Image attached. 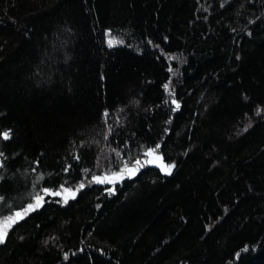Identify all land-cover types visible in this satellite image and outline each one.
<instances>
[{"label": "trees", "instance_id": "obj_1", "mask_svg": "<svg viewBox=\"0 0 264 264\" xmlns=\"http://www.w3.org/2000/svg\"><path fill=\"white\" fill-rule=\"evenodd\" d=\"M3 132L0 264H264V0H0Z\"/></svg>", "mask_w": 264, "mask_h": 264}, {"label": "snow or ice", "instance_id": "obj_2", "mask_svg": "<svg viewBox=\"0 0 264 264\" xmlns=\"http://www.w3.org/2000/svg\"><path fill=\"white\" fill-rule=\"evenodd\" d=\"M111 46V45H110ZM165 89L169 88V85H165L164 86ZM173 103L176 104V109H179L180 105L178 103H176L175 100H173ZM259 114V111H258ZM107 115V114H105ZM247 130V129H245ZM0 136H2L3 139L7 140L10 138V133L9 132H3L0 133ZM159 148V145H157V149ZM156 154V149H150L147 152L144 153L145 156H154ZM0 155H2V153H0ZM159 160H162L161 157H156ZM147 163H151L152 161H146ZM136 165H141V161L137 160L136 161ZM136 165H134L133 167H129L127 164H125L124 169H122L120 172L117 173H113L111 176H104V177H100V176H96L93 177V179L98 182V183H112L114 180L117 179H122L124 176V172H128L129 175L135 174L136 171H138V168L136 167ZM175 165H164L163 166V170L166 171L168 174H171V169L174 168ZM84 184H81L79 186L80 189L84 188ZM79 189H77L78 191ZM65 192L70 191L69 189H64ZM45 192L47 193L48 190L45 189ZM51 195H61L60 192H56V193H49ZM72 197H75V192H72ZM42 197H37V203L35 205H29L28 209H25L24 212H16L14 214V216H9L7 218H5V220L3 222H0V244L5 242L6 236H7V230L9 227H11V225L15 222H17L19 219L23 218V215L25 213H27L29 210H35L36 207L40 206V201H41ZM65 203H67V199L64 200ZM243 251H248V248L245 247L243 249ZM237 256H239V253H237ZM65 258L67 259V255L65 256Z\"/></svg>", "mask_w": 264, "mask_h": 264}, {"label": "rangeland", "instance_id": "obj_3", "mask_svg": "<svg viewBox=\"0 0 264 264\" xmlns=\"http://www.w3.org/2000/svg\"><path fill=\"white\" fill-rule=\"evenodd\" d=\"M155 157H159V155H157V154H155ZM147 159H148V156L146 157V161H147ZM157 159V158H156ZM158 160V167H159V169L161 170V172H163V173H167L166 171H164L163 170V166L164 165H167L166 163H164L162 160H159V159H157ZM147 163V162H146ZM148 164V163H147ZM65 189V188H64ZM64 189H60L59 190V192L60 193H62V192H64ZM77 189H78V186H77ZM70 191H73V192H75V194H76V189L75 190H70ZM37 197H42V199H41V201H40V206H41V204L43 203V198H44V194H39V195H36V196H34L33 197V200H32V202H31V204L30 205H35L36 203H37ZM59 197L61 198V195H59ZM29 206V205H28ZM28 206H26V207H28ZM39 206V207H40ZM26 209H28V208H26ZM16 212H24V211H16ZM15 212V213H16ZM15 213H13L12 215H8V216H5V217H2V218H0V222H3L4 220H5V218H7V217H9V216H14V214ZM26 214V213H25ZM24 214V215H25ZM23 215V216H24ZM10 228V227H9ZM8 228V229H9Z\"/></svg>", "mask_w": 264, "mask_h": 264}, {"label": "water", "instance_id": "obj_4", "mask_svg": "<svg viewBox=\"0 0 264 264\" xmlns=\"http://www.w3.org/2000/svg\"><path fill=\"white\" fill-rule=\"evenodd\" d=\"M147 161H152L151 163H148V165L149 166H151V167H155V166H157L158 167V160L156 159V157H155V155L154 156H148V159H147ZM118 180V179H117ZM114 181H116V180H114ZM72 192L73 191H67V192H62L61 193V196H62V198L65 200V199H73V197H72Z\"/></svg>", "mask_w": 264, "mask_h": 264}, {"label": "bare ground", "instance_id": "obj_5", "mask_svg": "<svg viewBox=\"0 0 264 264\" xmlns=\"http://www.w3.org/2000/svg\"><path fill=\"white\" fill-rule=\"evenodd\" d=\"M118 180H119V179H118ZM118 180H116V181H118ZM56 192H59V191H56ZM56 196H59V195H56ZM61 199L64 201V199L62 198V196H61ZM68 200H69V199H68ZM68 200H67V201H68Z\"/></svg>", "mask_w": 264, "mask_h": 264}]
</instances>
